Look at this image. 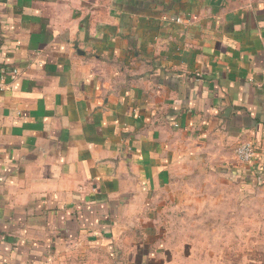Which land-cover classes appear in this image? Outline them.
<instances>
[{
    "label": "crops",
    "instance_id": "0c3cea01",
    "mask_svg": "<svg viewBox=\"0 0 264 264\" xmlns=\"http://www.w3.org/2000/svg\"><path fill=\"white\" fill-rule=\"evenodd\" d=\"M194 174L264 190V0H0V264H162Z\"/></svg>",
    "mask_w": 264,
    "mask_h": 264
},
{
    "label": "rangeland",
    "instance_id": "374dc122",
    "mask_svg": "<svg viewBox=\"0 0 264 264\" xmlns=\"http://www.w3.org/2000/svg\"><path fill=\"white\" fill-rule=\"evenodd\" d=\"M219 184L205 174L189 178L180 193L194 202L168 207L165 232L154 245L162 252L154 261L264 264V190Z\"/></svg>",
    "mask_w": 264,
    "mask_h": 264
},
{
    "label": "built area",
    "instance_id": "2783aa9c",
    "mask_svg": "<svg viewBox=\"0 0 264 264\" xmlns=\"http://www.w3.org/2000/svg\"><path fill=\"white\" fill-rule=\"evenodd\" d=\"M235 154L239 161L248 162L255 155V147L251 142H242L235 148Z\"/></svg>",
    "mask_w": 264,
    "mask_h": 264
}]
</instances>
